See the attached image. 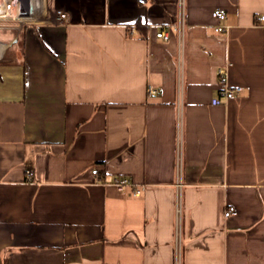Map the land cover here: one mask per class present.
I'll use <instances>...</instances> for the list:
<instances>
[{"label":"crops","instance_id":"crops-1","mask_svg":"<svg viewBox=\"0 0 264 264\" xmlns=\"http://www.w3.org/2000/svg\"><path fill=\"white\" fill-rule=\"evenodd\" d=\"M22 3L40 23L0 36V264H175L177 234L181 264H264V0H186L181 72L155 37L176 0ZM223 67L241 92L213 106Z\"/></svg>","mask_w":264,"mask_h":264},{"label":"built area","instance_id":"built-area-1","mask_svg":"<svg viewBox=\"0 0 264 264\" xmlns=\"http://www.w3.org/2000/svg\"><path fill=\"white\" fill-rule=\"evenodd\" d=\"M211 17L216 20L218 23L223 21L226 18V14L221 9H215L211 12ZM259 26L264 31V16H259ZM189 28L186 22V0H176V15L175 20L166 28L158 31L155 34L157 39H161L164 42H167L170 39V34H173L176 38L177 44V53H176V62L179 72H181L184 61V50H185V33ZM225 27L222 25H217L214 28L216 33H223L225 31ZM216 85L217 91L219 92L220 97H215L211 100V104L213 106H221L234 97L238 96L241 92V88L234 87L229 84V76H228V68L223 67L219 68L216 71ZM148 93L153 95L155 91L152 88L148 89ZM180 156H181V125L180 120L178 123L177 130V162L176 169L177 171L180 169ZM91 174L95 177L99 176L97 168H93ZM110 184L114 186L119 192L125 191L128 187H133L134 196H140L142 189L133 186L132 182L127 177L116 176L112 178ZM237 211L233 206H227L223 211V217L229 218L231 216L236 215ZM176 227L177 232L179 233L180 228V220H181V208L179 203L177 202L176 209ZM179 235L176 237V255H175V264H181L180 257V243L178 241Z\"/></svg>","mask_w":264,"mask_h":264},{"label":"rangeland","instance_id":"rangeland-1","mask_svg":"<svg viewBox=\"0 0 264 264\" xmlns=\"http://www.w3.org/2000/svg\"><path fill=\"white\" fill-rule=\"evenodd\" d=\"M5 1V0H0V4ZM22 0H10L8 5H7V12L14 14V13H18L21 11L22 8ZM48 22V21H47ZM35 23H40V22H27V21H22L20 20H13V19H0V27L2 28H6L5 31H0V36L2 34H7L6 32H10V34L12 35L13 33H15L16 31H11L14 29H18L23 27V26H27V25H33Z\"/></svg>","mask_w":264,"mask_h":264},{"label":"bare ground","instance_id":"bare-ground-1","mask_svg":"<svg viewBox=\"0 0 264 264\" xmlns=\"http://www.w3.org/2000/svg\"><path fill=\"white\" fill-rule=\"evenodd\" d=\"M9 1H4L0 4V19H13V20H16L14 19V17L11 15V13H8L6 8H7V5H8ZM61 17V13H57V18L60 19Z\"/></svg>","mask_w":264,"mask_h":264}]
</instances>
